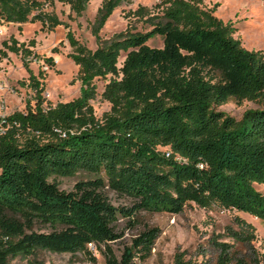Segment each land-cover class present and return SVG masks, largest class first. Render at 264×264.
I'll use <instances>...</instances> for the list:
<instances>
[{
	"label": "trees",
	"instance_id": "obj_1",
	"mask_svg": "<svg viewBox=\"0 0 264 264\" xmlns=\"http://www.w3.org/2000/svg\"><path fill=\"white\" fill-rule=\"evenodd\" d=\"M90 1L67 3L81 15ZM122 2L103 1L99 29ZM42 7L40 0H0V16L23 24ZM134 15L144 18L146 11ZM43 19L41 12L34 16ZM163 19L155 23L151 18L154 29L145 34L127 31L104 40L96 33L95 51L72 39V59L81 68L84 88L78 100L44 108V88L31 76L36 106L10 117L20 125L23 141L16 128L0 137V232L8 238L0 237V264L40 251L88 254L97 264L89 243L106 247V264H136L137 249L150 252L156 233L143 234L118 259L110 244L120 238L115 228L120 210L104 193L107 186L134 201L133 208L121 210L125 217L141 211L179 214L194 202L264 219V194L253 186L264 184V56L235 40L232 27L205 18L183 0H176ZM155 36L164 37V49L148 46ZM9 49L29 53L16 42ZM122 51L129 53L119 69ZM109 75L113 79L103 98L113 113L101 126L89 101L97 96L95 80ZM230 98L262 107L238 121L215 110ZM158 147H169L172 156ZM177 155L188 164L177 162ZM82 171L105 172L108 182L97 178L64 192L50 181ZM37 225L51 231L37 232ZM175 264L198 263L177 254Z\"/></svg>",
	"mask_w": 264,
	"mask_h": 264
},
{
	"label": "rangeland",
	"instance_id": "obj_2",
	"mask_svg": "<svg viewBox=\"0 0 264 264\" xmlns=\"http://www.w3.org/2000/svg\"><path fill=\"white\" fill-rule=\"evenodd\" d=\"M43 9L36 11L30 21L17 24L0 16V110L7 114L5 134L16 128L20 138L21 127L10 121L15 113H26L29 106L35 107L37 93L33 88L31 76L34 75L44 90L43 107H57L78 100L83 95L81 68L72 55L75 53L71 40L95 51L98 48L97 35L104 40L124 34L127 31L149 33L156 22L164 20L166 10L171 9L176 0H123L102 28L99 29L100 10L104 0H92L86 10L78 15L73 12L67 0H40ZM192 4L205 18L214 17L224 27L230 26L232 37L239 40L249 51L264 56V0H183ZM139 9L146 11L144 18L135 16ZM44 19L34 20L38 13ZM23 46L29 53H13L9 47ZM148 46L164 49V37L155 36ZM129 51H122L118 68L122 69ZM218 80L220 76L214 74ZM123 74L118 79L121 80ZM113 79H96L95 99L89 101L94 117L103 126L106 116L113 113V105L103 98L106 86ZM262 106L255 101L230 98L217 112L240 121L249 110H258ZM86 128H83L84 130ZM57 134L66 137V133L56 129ZM77 132L72 131V134ZM40 136V133H36ZM23 141L22 138H20ZM167 158L172 156L169 147H158ZM176 161L188 164V160L177 155ZM200 169L207 167L199 164ZM102 178L108 182L105 172L97 176L88 172H79L73 177H54L61 191L72 192L80 182ZM255 190L264 194V184L254 183ZM111 204L120 210L115 224L120 238L110 244L119 259L126 248L134 247L135 241L148 231L156 233L151 251L141 247L137 249L136 264H175L177 254H183L187 261L198 264H264V219L235 208H225L213 204L210 208L191 202L179 214L138 212L135 216L125 217L124 212L134 207V201L120 195L108 186L104 189ZM124 209V212L121 210ZM37 232H50L51 229L37 225ZM239 234L241 237L233 235ZM0 237L6 242L0 232ZM222 245H226V250ZM88 249L96 258L97 264H106V247L89 243ZM10 264H94L88 254H57L40 251L28 259L16 258Z\"/></svg>",
	"mask_w": 264,
	"mask_h": 264
},
{
	"label": "built area",
	"instance_id": "obj_3",
	"mask_svg": "<svg viewBox=\"0 0 264 264\" xmlns=\"http://www.w3.org/2000/svg\"><path fill=\"white\" fill-rule=\"evenodd\" d=\"M0 31H2V29H0ZM6 117L7 114L5 113V108L1 107L0 110V135L5 134V123H6Z\"/></svg>",
	"mask_w": 264,
	"mask_h": 264
}]
</instances>
